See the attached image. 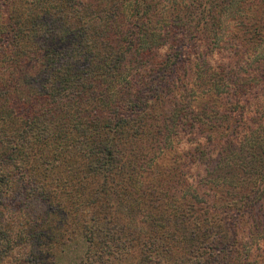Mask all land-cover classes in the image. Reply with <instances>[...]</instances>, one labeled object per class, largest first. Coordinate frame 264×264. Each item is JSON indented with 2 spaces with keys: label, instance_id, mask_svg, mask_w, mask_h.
Wrapping results in <instances>:
<instances>
[{
  "label": "trees",
  "instance_id": "trees-1",
  "mask_svg": "<svg viewBox=\"0 0 264 264\" xmlns=\"http://www.w3.org/2000/svg\"><path fill=\"white\" fill-rule=\"evenodd\" d=\"M248 1L254 2L188 0L178 2L171 12L161 6L163 0H0V264H53L47 249L59 242V235L65 238L81 226L77 225L78 219L89 212V208L82 207L86 185L99 178L104 184L101 190L127 200L126 216H135L139 211L133 207L136 201L130 199L131 194L144 199L151 195L155 201L150 200L146 209L157 212L154 219L158 225L168 228L176 218L178 226L172 232L175 237L180 225L185 226L183 232L191 227L198 249H190L188 256L171 264H214L215 259L221 264H237V252L241 251L235 248L238 237L234 243L218 242L224 253L218 244H207L212 236L227 230L214 228L219 224L214 223L217 210L210 211L207 206L202 209L200 203L190 201L182 208L187 219L172 216L159 206L168 197L176 205L173 192L162 193L158 188L176 191V178L187 180L175 170L177 166L161 172L159 182L147 188V182L137 183L139 176L134 175L140 160L152 162L138 147L145 138L148 148L160 153L169 147L166 143L173 134L188 126L194 127V135L196 129H206L207 125L210 129L230 128L214 120L223 116L219 114L222 98L218 96H229L233 85L226 84V91L216 96L212 88L201 93L216 99L214 107L206 103L195 109L187 103L181 115L176 113L180 98L163 86L171 88L176 83L178 71L170 61H178L183 52L190 57L202 46L189 44L188 34L198 33L197 40L203 41L206 48L208 43L215 45V34L220 33L225 13L233 5ZM251 7L254 11L255 6ZM247 23L240 29L243 35L237 42L245 47L264 40V26L252 28V23ZM163 50L166 52L162 55ZM260 63L264 68V62ZM159 71L172 73L164 85L154 78ZM210 72L207 68L204 75L209 77ZM205 76L197 80L201 87L206 84ZM259 76L256 85L262 87L264 75ZM254 86L247 84V91ZM256 126L248 128L244 144L229 137L215 151V165L210 160L213 150L207 152L208 161L204 163L206 177L215 182L225 178L227 183L222 184L226 194L241 204L232 206L234 209L224 206L228 210L224 211L226 221L232 220L234 213L240 215L249 226L250 236L264 234V139L252 137ZM148 129L154 132L148 133ZM248 143L255 144V148L249 149ZM192 156L189 154L184 163L190 164ZM234 178L243 182L238 187L239 195L228 190L236 189L239 180ZM110 183L113 188H108ZM96 188L90 190L91 194ZM18 195L24 201H3ZM31 202L44 206L35 209ZM16 211L21 214L17 224L12 217ZM191 211H200L199 218L193 219ZM54 216L62 225L57 228L60 232L56 239L44 230L46 219L50 217L51 222ZM94 219L85 227L91 249L88 258L79 264H106L104 256L119 259L136 245L140 257L134 264H153L148 241L140 236L135 240L127 225L117 228L109 224L103 229L95 226ZM154 264L163 261L158 257Z\"/></svg>",
  "mask_w": 264,
  "mask_h": 264
},
{
  "label": "rangeland",
  "instance_id": "rangeland-1",
  "mask_svg": "<svg viewBox=\"0 0 264 264\" xmlns=\"http://www.w3.org/2000/svg\"><path fill=\"white\" fill-rule=\"evenodd\" d=\"M207 1L208 0H204L206 3ZM178 2H188V0H163L161 6H165L163 8L167 10L169 8V10L173 12L175 6H178ZM212 2L213 1L209 4ZM252 3H255V5ZM251 6H255L254 11H252ZM247 14H249V19L247 18L244 20V17ZM238 16L242 19V22L238 19ZM247 22L250 24L252 23V28H255V26H264V0H254V2L248 1L243 5L238 3L233 5L222 18L220 33L215 34V45L208 43L206 48L203 41L197 40L198 33H192L194 31L191 30L192 34H188L190 37L189 44L195 43L196 46H202L199 51H192L190 57L187 56V53H185V55L183 52L179 55L180 58H177L178 61H170L171 67L178 71V74L174 79L176 83H173L174 87L171 88H164L163 86L165 91L170 90L180 98L181 103L179 104L178 112L176 113L181 115L186 106H188L187 103L192 105L195 109L206 103L211 104L212 107H214L216 99L209 98L201 93L212 88V91L216 96L218 93H224L226 91V84L233 85V90L229 96L218 94V97L222 98V106H220L221 110H219L221 112H219V114L222 113L223 116L214 120L215 123H221L224 126L228 125L230 128L210 129L207 125L206 129H201V127L200 130L196 129V134L194 135L192 134L194 127L188 126L182 129L181 132L179 131L180 133L177 132L173 134L172 138L166 143V146L169 147L164 148L163 152L160 153L155 149H149L145 138L142 140L141 144H138V147L143 149V154L146 155L145 157L151 158L152 162L140 160V168L136 169L134 177L136 178L139 176L137 178V183H140L141 181L147 182L145 183V188H147V186H151L154 182H159L161 172L171 169L174 165L177 166L175 170H180L187 177V180L184 179V177H177L173 183V187L178 186L176 191L173 189L163 190L158 188V191L162 193L168 194L173 192L175 194L173 199L175 200L176 205L174 206L173 201L168 197L163 200L164 202H160L159 206L163 207L168 213H171L172 216H182L187 219L188 214L186 211L182 210V208L190 205L186 204L190 203V201L200 203L201 206H204L202 209H206L207 206L208 209L210 208V211L217 210L218 213L214 217V223L219 224L214 228L227 230L223 231L225 233L222 235L215 234L212 236L207 244L215 247V243L218 244L219 241H232L234 243L235 239L238 237L235 248H239L241 251L237 252V254L239 253L240 255L237 264H264V234L260 233L257 236H250L248 234L249 226L245 224L243 217L235 215V213L232 220L226 221L227 215L224 214V211L228 212V210H225L224 206L234 209L241 204L234 196L226 194L227 189L224 187V184H222L227 183L225 182L227 180H224L225 178L215 182L206 177L207 168L205 165L208 161L206 155L207 152L210 153L212 150L214 151L211 153L210 158V160L213 161L217 156V152L215 151H219L220 147L223 146V143L229 141V137L235 139L234 142L237 140L239 143L244 144L246 132L252 125H257L255 128L256 131L252 137H256V140L264 139V85L262 87H257L256 85L257 81L260 80L259 75H264V73H262L264 68L260 63L261 60L264 62V40L253 45L246 44V47L242 46V43H237L240 41L239 36L243 35V32L240 29L245 25H248ZM194 25L195 23L191 27ZM165 52L166 50L160 51V54L163 55ZM185 52H187V50ZM181 58L183 61H180ZM175 63L176 65H174ZM207 68L211 70V75L209 77L204 75V71ZM202 76H205L207 86H205L206 84L202 87L199 86L197 80ZM154 78H158L164 85L167 80L172 78V73H163L162 71H159L156 72ZM244 83L245 87H243ZM247 84L255 86L251 88L250 91H247ZM218 88L220 89L218 90ZM244 93H246V95H244ZM242 96H245V98H242ZM247 99L248 102L245 103V100ZM161 108L162 111H165L164 106ZM164 114L166 115V113ZM209 114H212V112H209ZM177 117L178 116H176V119ZM176 119L175 122L178 124ZM157 121L162 120L157 119ZM200 123L203 122L200 120ZM213 123L214 122H211L210 124ZM259 127H261V129H258ZM152 132H154V130L152 131L151 129H148V133ZM217 143H220V145H218L219 147H217ZM213 144H215V146ZM254 145L255 144L248 143L247 147L252 149L255 148ZM258 150L259 149L256 151ZM191 153L194 156H192L190 164L187 162L184 163ZM153 155H155L156 158L153 157ZM180 163H184V165L181 166ZM212 165H215L214 161L212 162ZM237 172L242 174L241 171ZM214 178L215 173L211 179ZM239 179L240 178H234V181ZM228 181L231 183L232 180L229 179ZM214 183H218L217 185L219 186H216V184L213 185ZM242 183L243 182L239 180L235 184L236 189L228 190H230L233 195H239L240 190L238 187ZM103 185L100 178L93 183L86 185L88 192H84L87 189L83 191L85 195L82 196V207L86 208V210L89 208V212H85V214L83 213L78 219L79 222H77V225L80 224L81 226H77L72 233H67V235L64 234L66 236L65 238L63 236L61 237V235L58 236V232L60 231L57 230V228L62 225L59 224L60 221L57 216L52 217L53 220L51 222L49 221L50 217L46 219L47 223L44 230L47 233H53L54 239H56L57 236L60 239L57 244L52 245V249H47L50 261L53 264H79L81 261H85L88 258V251H90L91 247L86 239L85 227L90 226L93 223V221L90 220L91 218H95V226L103 229L108 227L109 224L117 228H121L122 225H127L129 233L133 235L135 240H139L140 236L144 241H148L147 246L151 249L149 253L153 258L151 259L153 264L154 260L158 257L163 261V264H171L173 262L178 263L180 259L188 256L190 249L197 248V237H193L191 227H188V229L183 232L182 225L184 226V224H182L183 221L181 222V219H179V222L182 225H180L179 233L176 237L172 233L173 229L178 226L176 218L171 220L168 228L165 226L162 227L160 223L158 225L157 221L154 219L157 216V212L148 211L146 209L147 203L150 200L155 201L151 195L144 199L137 196L134 198L135 195L131 194L132 196L130 199L136 201V203L133 204V207L139 211L137 213L135 212V216H132L131 213L128 217L124 213L127 212L125 211V209H127V200H124L122 196H118L117 194L116 196L113 195V193H111L112 191L106 192L101 190V188L104 187ZM94 187H97L96 189L99 190V194H97L96 189L93 190V194H91L90 190L94 189ZM113 187L114 184L110 183V187L108 188ZM136 190L137 193H140L139 187H137ZM224 191L227 197L223 195ZM3 201H6L7 203H13L16 201L22 202L24 201V197L18 195L14 199L13 197H10V199ZM29 204L35 209L36 206L38 207L40 204L41 206H44L39 202H31ZM197 206L198 205H194L193 208ZM198 213H200V211H191L193 219L196 220V218H199ZM20 216L21 214L16 211L12 216L14 218V223L17 224L20 222ZM41 216L44 217V215ZM237 217H239L237 224L232 226ZM214 223L211 222V227H213ZM205 226H208V224L206 223ZM40 229L41 228L38 230L40 231ZM184 233H186V235H184ZM118 235L120 234L118 233ZM223 235H225L226 238H223ZM198 236H200L199 233ZM214 237L217 238V242L214 241ZM66 238L68 239L67 241ZM159 238H163L165 241L163 242L162 239ZM155 242L158 243V246ZM238 244L241 245L239 246ZM218 247H220L222 253L225 252L219 244ZM139 252V246L136 245L134 248L123 252L118 257L119 259L115 260L113 256H104V260L106 264H134L138 263L137 259L140 257ZM213 253L216 255V249H213ZM17 258H19L18 255ZM92 260L91 257L90 261ZM214 264H221V262H218V259H215Z\"/></svg>",
  "mask_w": 264,
  "mask_h": 264
}]
</instances>
